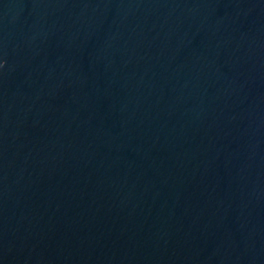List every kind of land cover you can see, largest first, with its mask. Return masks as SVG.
Masks as SVG:
<instances>
[{
	"label": "water",
	"instance_id": "1",
	"mask_svg": "<svg viewBox=\"0 0 264 264\" xmlns=\"http://www.w3.org/2000/svg\"><path fill=\"white\" fill-rule=\"evenodd\" d=\"M0 264H264V0H0Z\"/></svg>",
	"mask_w": 264,
	"mask_h": 264
}]
</instances>
